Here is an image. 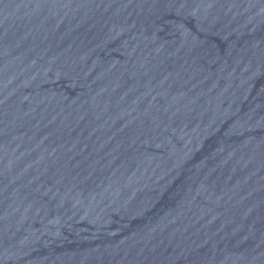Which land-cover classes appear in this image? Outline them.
I'll return each instance as SVG.
<instances>
[{
    "label": "water",
    "instance_id": "95a60500",
    "mask_svg": "<svg viewBox=\"0 0 264 264\" xmlns=\"http://www.w3.org/2000/svg\"><path fill=\"white\" fill-rule=\"evenodd\" d=\"M0 264H264V0H0Z\"/></svg>",
    "mask_w": 264,
    "mask_h": 264
}]
</instances>
